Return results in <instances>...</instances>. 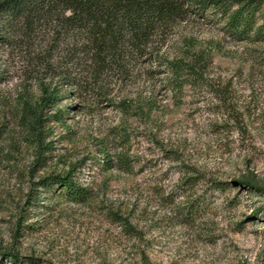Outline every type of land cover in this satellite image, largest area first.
I'll list each match as a JSON object with an SVG mask.
<instances>
[{"label": "rangeland", "instance_id": "obj_1", "mask_svg": "<svg viewBox=\"0 0 264 264\" xmlns=\"http://www.w3.org/2000/svg\"><path fill=\"white\" fill-rule=\"evenodd\" d=\"M179 28L193 37L191 52L207 54L203 82L175 95L158 78L152 90L137 79L129 92L152 99L149 111H119L105 101L114 92L84 84L38 104L37 82L0 49L9 69L0 80V264L12 255L38 264H264V41L233 42L191 17ZM124 153L126 170L98 161ZM68 171L85 201L36 185Z\"/></svg>", "mask_w": 264, "mask_h": 264}, {"label": "trees", "instance_id": "obj_2", "mask_svg": "<svg viewBox=\"0 0 264 264\" xmlns=\"http://www.w3.org/2000/svg\"><path fill=\"white\" fill-rule=\"evenodd\" d=\"M190 17L217 26L233 42L264 41V0H0V49L12 59L17 57L22 73L37 82L38 104H53L62 93L70 94L72 86L84 84L103 96L114 92L115 99L105 101L119 111H149L152 99L141 97L138 90L133 96L129 92V87L138 85L137 79H147L144 86L152 90L155 85L150 81L158 78L160 87L175 95L186 83L203 82L207 54L191 52L194 39L179 28ZM0 64L1 80L9 69ZM30 119L36 131L42 118L33 113ZM116 137L126 139L121 132ZM97 152L107 156L101 148ZM98 161L103 169L130 168L127 153L118 154L113 162ZM194 177L186 183L195 184ZM36 185L55 187L71 202L88 197L69 171L44 176ZM198 207L196 203L191 210ZM9 262L38 264L16 255Z\"/></svg>", "mask_w": 264, "mask_h": 264}]
</instances>
